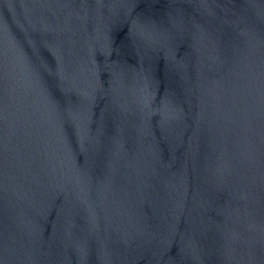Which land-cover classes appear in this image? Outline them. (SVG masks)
Returning <instances> with one entry per match:
<instances>
[{
	"label": "water",
	"instance_id": "water-1",
	"mask_svg": "<svg viewBox=\"0 0 264 264\" xmlns=\"http://www.w3.org/2000/svg\"><path fill=\"white\" fill-rule=\"evenodd\" d=\"M0 264H264V0H0Z\"/></svg>",
	"mask_w": 264,
	"mask_h": 264
}]
</instances>
